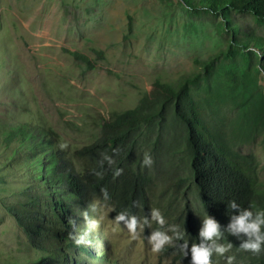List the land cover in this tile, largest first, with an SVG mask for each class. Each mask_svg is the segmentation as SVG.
Returning <instances> with one entry per match:
<instances>
[{
	"label": "rangeland",
	"instance_id": "1",
	"mask_svg": "<svg viewBox=\"0 0 264 264\" xmlns=\"http://www.w3.org/2000/svg\"><path fill=\"white\" fill-rule=\"evenodd\" d=\"M242 19L247 23L245 29L253 27L264 34L249 18ZM231 38L222 17L189 8L180 0H0V160L19 144L15 140L5 145L4 135L10 127L20 126L50 139L81 172L85 160L75 153L101 135L103 123L113 113L136 106L155 80L175 85L183 74L199 70L195 60L215 54L214 71H243L251 83V94L264 95V71L254 70L258 63L262 65L264 54L252 53L247 63L238 53L229 57L235 48ZM245 100L254 101L250 97ZM258 103L264 107V99ZM262 115L258 126L253 119H241L236 109L227 110L219 121L230 126L235 150L251 159L256 179L264 187ZM233 123L236 128H232ZM156 130L152 129L150 141L142 144L144 151L140 148L135 153L140 167L151 176L146 211L135 216L142 224L144 218H150V210L157 208L165 218L163 229L150 220L137 228L133 238L123 222H116L112 205L94 197L88 211L72 209L71 213L90 236L83 245L100 257L84 260L67 247L58 249L53 238L54 233H62L63 218L67 227L64 234L75 232L74 227H68L71 216L59 212L62 219L55 218L50 207L39 203L35 207L39 220L34 223L45 227L48 239L42 240L43 247L52 245L63 253L62 264H180L170 256L154 253L147 237L157 229L172 235V227L178 229L188 215V211L183 212L185 205L200 224L204 213L189 181L182 147H171L163 132L155 139ZM146 152L153 157L151 167L142 164ZM8 163L0 166V264L48 259L50 252L33 247L30 241L34 237L14 218L11 187L22 189L26 173L15 171ZM92 221L97 222L95 228ZM216 243L222 242L217 239ZM230 253L216 255L219 264H227ZM47 263L52 264L49 259Z\"/></svg>",
	"mask_w": 264,
	"mask_h": 264
},
{
	"label": "trees",
	"instance_id": "2",
	"mask_svg": "<svg viewBox=\"0 0 264 264\" xmlns=\"http://www.w3.org/2000/svg\"><path fill=\"white\" fill-rule=\"evenodd\" d=\"M180 1L189 8H200L223 18L230 30L231 41L235 43L229 57L238 53L247 63L252 53L264 54V34L258 33L253 27L251 30L245 29L247 23L242 19L249 18L264 31V0ZM96 52L101 56L99 51ZM217 58L215 54L204 60H195L199 70L183 74L175 85L155 80L151 89L140 96L136 106L113 113L111 119L103 123L101 135L75 153L79 159L85 160L81 172L75 170L71 161L53 146L50 139H43L42 133H34L20 126L10 127L4 135L5 145L15 140L19 144L11 150V155L0 160V166L9 160L12 169L26 173V184L22 189L11 187L15 196L14 218L22 224L28 236L34 237L30 241L33 247L50 252L48 259L52 264H62L60 256L64 257V254L58 253L52 245L49 249L43 247L42 240L47 242L48 235L43 225L34 223V220H39L36 205L42 203L50 207L55 218L62 219L59 212L71 216L67 221L68 227H74L75 232L81 235L86 231L78 226L71 214L72 209L88 211L92 198L105 200L103 190L108 193L105 201L112 205L113 217L120 212L136 215L141 210L145 213L151 176L144 167H140V160L135 159V153L140 148L144 151L142 144L150 141L155 127L158 128L155 139L163 132L169 136L171 147H182L187 158L189 181L202 212L205 215L206 211L219 223L221 232H224L219 240L233 244L230 249L234 257L232 264H264V249L256 254L242 250L238 247L240 241L225 231L230 222L229 215L231 212L236 214V209L228 208V202L235 200L241 207L251 206L253 211L264 209V187L256 179L255 165L251 159H246L235 150L230 126L225 127L219 121L227 110L236 109L241 119H253L257 124L264 113V107L258 103L264 99V95L259 92L255 96L251 94V83L243 71H214ZM261 64L254 66V70L264 71V61ZM249 97L254 101L245 100ZM234 125L237 124L233 123L232 128H236ZM247 125L250 126V122ZM106 156L112 159L111 165L105 159ZM1 168L0 182L3 181ZM116 168L122 169L118 176L114 175ZM6 174L8 176L9 172ZM186 211L188 215L177 231H184L183 239L189 245L199 243L196 234L201 224L190 214L187 205L183 209L185 214ZM27 222L30 224H25ZM62 222V233L56 232L53 236L59 244L58 249L67 247L71 254L84 260L100 258L95 257L94 254H99L83 243H74L71 237L78 234L72 232V229L71 236L65 235L67 227L64 218ZM85 239L89 240L90 236L86 235ZM181 242L173 240L164 246L161 255L170 256L180 264H189L190 255H182ZM204 243L211 246L210 241ZM48 259L41 257L34 261L7 264H48ZM211 260L212 264L220 263L215 253Z\"/></svg>",
	"mask_w": 264,
	"mask_h": 264
},
{
	"label": "clouds",
	"instance_id": "3",
	"mask_svg": "<svg viewBox=\"0 0 264 264\" xmlns=\"http://www.w3.org/2000/svg\"><path fill=\"white\" fill-rule=\"evenodd\" d=\"M109 165L112 164L110 157H105ZM142 164L146 167H151L153 164V157L149 153H145L143 156ZM122 169L116 168L114 175H120ZM103 198L108 199V193L106 190L102 192ZM229 209H236V214H231L230 222L227 225L225 231L231 236H235L239 241V248L245 251H250L253 254L261 252L264 249V209H257L253 211L252 207H241L235 200L228 202ZM95 211L96 206H92ZM116 222L119 224L123 222L128 232L135 238L137 228H143L149 223L154 221L161 226L165 225V218L161 211L157 208L150 210V218H144L143 223L138 224L137 217L135 215H128L126 212H120L115 217ZM97 226L96 221L91 222V227ZM157 229L150 233L147 237L151 244V250L154 253L160 252L165 245L171 244L173 240H180V251L183 256H189V264H212L211 257L213 253L217 256H224L225 253L230 251L233 244L230 241L227 243H216V240L224 236V232H221L219 223L209 216L205 211V215L201 220V226L198 228L196 236L200 242H193L189 245L187 240L183 239L184 231H177V227L174 226L171 229L172 235L167 234L166 230ZM241 234L242 237H241ZM87 233L78 236H72L74 243L79 245L87 242L85 237ZM71 236V234H70ZM204 241H210L211 246H207ZM234 257H226L227 264H232Z\"/></svg>",
	"mask_w": 264,
	"mask_h": 264
}]
</instances>
